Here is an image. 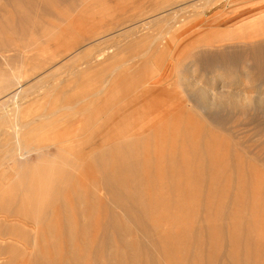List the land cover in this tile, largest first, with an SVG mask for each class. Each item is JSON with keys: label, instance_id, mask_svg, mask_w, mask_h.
Returning <instances> with one entry per match:
<instances>
[{"label": "rangeland", "instance_id": "rangeland-1", "mask_svg": "<svg viewBox=\"0 0 264 264\" xmlns=\"http://www.w3.org/2000/svg\"><path fill=\"white\" fill-rule=\"evenodd\" d=\"M0 21V264H264V0Z\"/></svg>", "mask_w": 264, "mask_h": 264}, {"label": "bare ground", "instance_id": "bare-ground-1", "mask_svg": "<svg viewBox=\"0 0 264 264\" xmlns=\"http://www.w3.org/2000/svg\"><path fill=\"white\" fill-rule=\"evenodd\" d=\"M4 21H5V19H4ZM4 21H0V27L3 25V23H5ZM8 24V23H7ZM1 29V28H0ZM10 32V31H9ZM6 37V36H5ZM7 38V37H6ZM0 39H1V37H0ZM120 66V65H119ZM17 78V77H16ZM2 79H0V88H2V87H4L5 86V84H3L4 82H2L1 81ZM17 80H19V79H17ZM21 81H16V83H15V87H14V89H12L11 91H9V93L8 94H5L4 96H10V97H15L16 95H17V93L19 92V87H20V83ZM6 83V82H5ZM3 96V97H4ZM7 97V98H8ZM6 98V99H7ZM8 99H10V98H8ZM199 100V99H198ZM6 101V100H5ZM14 101H16V99H14ZM13 101V102H14ZM203 102V101H202ZM15 103V102H14ZM27 122V121H26ZM17 124V123H16ZM14 130V129H13ZM19 131V129L17 128V131L16 132H18ZM6 132V131H5ZM18 134V133H17ZM121 139V138H120ZM100 146V145H99ZM117 146V145H116ZM20 147V146H19ZM19 150V149H18ZM20 155H23V153H21L20 152ZM227 156V155H226ZM170 160H171V158H170ZM118 164V163H117ZM229 169V168H228ZM123 180V179H122ZM52 184V183H51ZM235 186V185H234ZM73 187V186H72ZM79 191V190H78ZM169 204V203H168ZM21 224V223H20ZM173 224V223H172ZM25 225H27V224H25ZM49 226V225H48ZM24 227H26V226H24ZM50 227V226H49ZM53 227V226H52ZM234 227H236V226H234ZM7 236V235H6ZM131 236V235H130ZM12 239V238H11ZM73 239V238H72ZM101 239V238H100ZM5 240V239H4ZM1 241V240H0ZM5 241H7V239L5 240ZM8 241H10L9 240V238H8ZM70 241H72V240H70ZM13 242V241H12ZM84 242V241H83ZM220 242V241H219ZM16 243V242H15ZM18 243V242H17ZM87 243V242H86ZM108 243V242H107ZM13 244V243H12ZM11 244V245H12ZM19 244V243H18ZM21 247V246H20ZM26 249V248H25ZM24 250V249H23ZM28 250V249H27ZM227 251V250H226ZM10 254V253H9ZM136 257V256H135ZM157 257V256H156ZM53 258V257H52ZM136 261V260H135ZM137 262V261H136ZM123 264V263H122Z\"/></svg>", "mask_w": 264, "mask_h": 264}]
</instances>
